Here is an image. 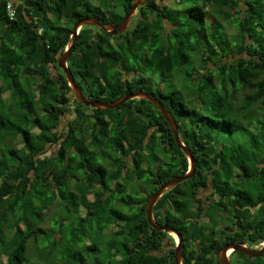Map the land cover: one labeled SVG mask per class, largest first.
Here are the masks:
<instances>
[{
  "label": "trees",
  "instance_id": "obj_1",
  "mask_svg": "<svg viewBox=\"0 0 264 264\" xmlns=\"http://www.w3.org/2000/svg\"><path fill=\"white\" fill-rule=\"evenodd\" d=\"M133 1L22 0L10 20L0 0V264H176V241L146 213L189 169L168 121L145 98L80 103L59 66L78 20L121 24ZM68 65L95 100L170 83L148 92L198 166L153 213L184 235L183 264H221L215 229L230 203L245 207L249 243L264 241V0H146L122 33L83 26ZM208 188L218 198L206 204Z\"/></svg>",
  "mask_w": 264,
  "mask_h": 264
},
{
  "label": "water",
  "instance_id": "obj_2",
  "mask_svg": "<svg viewBox=\"0 0 264 264\" xmlns=\"http://www.w3.org/2000/svg\"><path fill=\"white\" fill-rule=\"evenodd\" d=\"M145 3L146 0H134L124 20L122 21L121 24L118 25L105 23L100 18L95 16L85 17L78 20L74 26V32L71 36V40L59 58V66L63 69L64 73L66 74L68 83L72 89L75 99L80 103L97 109H109V108H117L131 99L145 98L147 100H150L152 103H154L157 106V108L161 111V113L164 115L165 119L168 121L173 131L177 145L179 146V148L182 149V151L185 153V155L188 158L189 169L185 174L181 176H176L170 179L169 181L165 182L155 193H153L150 196L147 202L146 213H147L148 222L151 226H153L157 230L165 231L172 235L175 234L178 237L175 248V261L176 264H183V247H182L184 240L183 234L180 233L178 229L174 226L163 225L158 223L153 213L155 204L163 196V194L168 190L174 188L181 182L191 177H194L198 166V162L195 158L192 149L183 141L182 137L180 136L179 126L176 120L174 119L170 111L164 106L161 100L146 90H137L135 92H129L120 99L109 102L88 98L82 91L81 87L77 84L75 80V76L68 65V60L73 53V50L75 48V43L78 39V36L83 26L85 25L99 26L110 34L122 33L128 29L133 16L138 13L140 6L144 5ZM231 250L239 251L241 253H244L245 255L258 258L264 255V244L261 246V248H250L246 245L244 241L237 242L234 244H227L224 247H222L217 253L218 259L221 262V264H232L228 256Z\"/></svg>",
  "mask_w": 264,
  "mask_h": 264
},
{
  "label": "flooded vegetation",
  "instance_id": "obj_3",
  "mask_svg": "<svg viewBox=\"0 0 264 264\" xmlns=\"http://www.w3.org/2000/svg\"><path fill=\"white\" fill-rule=\"evenodd\" d=\"M244 194H245V192L243 190L236 191L235 194L232 195L231 199L234 203H236L237 201H241V203H242ZM245 196H246V194H245ZM216 198H218V195L212 194V191L209 192L205 196V199H207V203L210 202L209 199H216ZM205 199H204V201H205ZM230 205H231V207H228V208H229V211L231 212V214H229L228 216H222L221 215L220 216L221 219H218V223L216 225L215 230L217 232L216 235H217L218 242L221 243L222 247H224L227 244H234L237 242L244 241L248 247L260 248L261 242L258 243L257 245L249 243L250 240H249L248 233H246L247 231H246V225H245V223H246L245 217L241 214V213H243V211H245V207H243L242 204H240V206L237 205L235 207L232 206V203H230ZM261 206H263V204L262 205L259 204L257 207H254L252 209L254 219H257V216L261 217V214H259L262 212ZM231 209H232V211H231ZM238 210H241L242 212L239 213ZM199 218H200L199 220L201 221V223L209 220V218L206 216L205 217H199ZM262 231H263V229H262ZM253 233H255V232H253ZM183 238H184V235H183ZM164 242L170 243V240L165 239ZM183 242H184V240H183ZM174 248H176V244H175ZM239 253H241V252L233 251V250L229 253V259H230L232 264H238L237 257H238Z\"/></svg>",
  "mask_w": 264,
  "mask_h": 264
},
{
  "label": "rangeland",
  "instance_id": "obj_4",
  "mask_svg": "<svg viewBox=\"0 0 264 264\" xmlns=\"http://www.w3.org/2000/svg\"><path fill=\"white\" fill-rule=\"evenodd\" d=\"M165 1V0H164ZM167 1V0H166ZM168 1H170V3L172 2V0H168ZM172 6H174V2L172 3ZM138 14V13H137ZM137 14H135L134 16H133V18H132V21L130 22V25H129V27H131L133 24H134V21H135V18H136V16H137ZM101 15V14H100ZM147 82H149L150 84H149V86H148V90L147 91H155V90H157L158 89V87H160L161 89H166V88H170L171 86H170V83L168 82H166V81H162V82H159V78H157L156 77V79L155 78H152V80H151V78L149 79V78H147ZM151 93V92H150ZM65 121H67V120H65ZM65 124V123H64ZM142 189H144V187H141ZM212 191V189L211 188H208V189H202L201 190V195H202V197L205 199V196L209 193V192H211ZM145 192V191H144ZM146 193V192H145ZM205 202L207 203V199H205ZM172 235V234H171ZM173 236V238H174V240L175 241H177L178 240V237L176 236V235H172ZM250 245V244H249Z\"/></svg>",
  "mask_w": 264,
  "mask_h": 264
},
{
  "label": "built area",
  "instance_id": "obj_5",
  "mask_svg": "<svg viewBox=\"0 0 264 264\" xmlns=\"http://www.w3.org/2000/svg\"><path fill=\"white\" fill-rule=\"evenodd\" d=\"M6 5V12L10 20L15 19L18 13V6L21 4L22 0H1ZM43 31V27L39 28V32Z\"/></svg>",
  "mask_w": 264,
  "mask_h": 264
},
{
  "label": "clouds",
  "instance_id": "obj_6",
  "mask_svg": "<svg viewBox=\"0 0 264 264\" xmlns=\"http://www.w3.org/2000/svg\"><path fill=\"white\" fill-rule=\"evenodd\" d=\"M176 242H177V241H176ZM263 244H264V241L261 242V244H260V248H261V246H262ZM250 248H253V247H250ZM231 251H232V250H231ZM231 251H230V252H231ZM230 252H229V253H230ZM228 256H229V255H228Z\"/></svg>",
  "mask_w": 264,
  "mask_h": 264
},
{
  "label": "bare ground",
  "instance_id": "obj_7",
  "mask_svg": "<svg viewBox=\"0 0 264 264\" xmlns=\"http://www.w3.org/2000/svg\"><path fill=\"white\" fill-rule=\"evenodd\" d=\"M173 235H175V234H173Z\"/></svg>",
  "mask_w": 264,
  "mask_h": 264
}]
</instances>
